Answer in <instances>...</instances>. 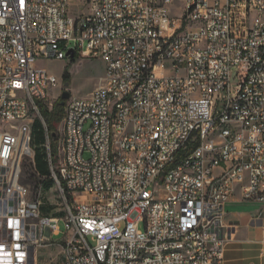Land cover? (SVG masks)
I'll use <instances>...</instances> for the list:
<instances>
[{
  "label": "built area",
  "instance_id": "obj_1",
  "mask_svg": "<svg viewBox=\"0 0 264 264\" xmlns=\"http://www.w3.org/2000/svg\"><path fill=\"white\" fill-rule=\"evenodd\" d=\"M71 49L105 74L53 136L38 102L61 83L37 62ZM50 177L64 230L42 214ZM239 187L264 212V0H0V264H38L46 246L49 264H224Z\"/></svg>",
  "mask_w": 264,
  "mask_h": 264
},
{
  "label": "rangeland",
  "instance_id": "obj_2",
  "mask_svg": "<svg viewBox=\"0 0 264 264\" xmlns=\"http://www.w3.org/2000/svg\"><path fill=\"white\" fill-rule=\"evenodd\" d=\"M181 4L176 3L174 5L173 12L174 14L179 15ZM37 66L39 68H45L49 72L57 75L60 80L61 87L57 90L53 97L50 98L49 102L53 104L61 99V94L64 90H69L71 92V96L79 97V98H88L92 95L93 91L99 86L103 81L102 77L105 74L106 64L104 59L102 58H89L81 53L77 54L75 61L72 58H66L63 60L56 59H40L37 62ZM68 70L71 74V78L69 81L68 87L65 86V82L63 80V76L65 71ZM168 75L172 74L171 68H168ZM63 87V88H62ZM61 123L58 125V132H61ZM40 127L38 126L37 133L38 137L34 135V139L32 142L33 148L36 151V155L38 154V159L36 161V166L39 172H41L44 176H49L51 174L50 164L48 162V156L46 152V136L45 133L40 132ZM53 181V187L48 189V182L44 183L43 187V208L42 214H53L58 215L62 218L60 222V227L62 230L65 229L64 218L66 213L64 210V199L61 195L60 190L58 189L55 181L50 177L49 181ZM23 182L30 186L33 195L39 193L40 186L42 184V180L37 177V175L33 172L31 168H26ZM83 198V196H81ZM141 229L145 228L144 223L140 225ZM63 238V234L54 236L55 240H61ZM57 248L46 246L40 247L37 251L38 255V264H49L55 263L57 261Z\"/></svg>",
  "mask_w": 264,
  "mask_h": 264
},
{
  "label": "crops",
  "instance_id": "obj_3",
  "mask_svg": "<svg viewBox=\"0 0 264 264\" xmlns=\"http://www.w3.org/2000/svg\"><path fill=\"white\" fill-rule=\"evenodd\" d=\"M261 203L245 200L237 188L226 204L224 264H264V212Z\"/></svg>",
  "mask_w": 264,
  "mask_h": 264
},
{
  "label": "trees",
  "instance_id": "obj_4",
  "mask_svg": "<svg viewBox=\"0 0 264 264\" xmlns=\"http://www.w3.org/2000/svg\"><path fill=\"white\" fill-rule=\"evenodd\" d=\"M77 54L78 53H76L75 56L72 58L73 61H75ZM70 78H71V74L69 73L68 70H66L64 73V76H63L64 82L69 83ZM38 104L40 106V112H41L42 116L44 117V119L47 123L49 132L51 134H53V133L57 134L58 133V125L61 123V121L64 117L66 103L63 104L62 99H60L59 101L54 103L53 107H51V108L49 106H47V104H45L44 102H38ZM38 126L41 128L40 132L42 133V135H43V132L45 133L43 125H42L40 119L38 118L35 120L34 126H33L34 135H36V137H38V134H36ZM181 155H183V153ZM37 159H38V154L36 155V160ZM45 182L46 183L48 182V185H47L48 189L53 187V181L52 180L49 181V178Z\"/></svg>",
  "mask_w": 264,
  "mask_h": 264
},
{
  "label": "water",
  "instance_id": "obj_5",
  "mask_svg": "<svg viewBox=\"0 0 264 264\" xmlns=\"http://www.w3.org/2000/svg\"><path fill=\"white\" fill-rule=\"evenodd\" d=\"M68 55L74 57L75 52L73 49L67 52ZM69 83H65V86L68 87ZM71 97V92L69 90H64L61 94L62 103L65 104L66 101ZM53 136H56V133H53Z\"/></svg>",
  "mask_w": 264,
  "mask_h": 264
}]
</instances>
